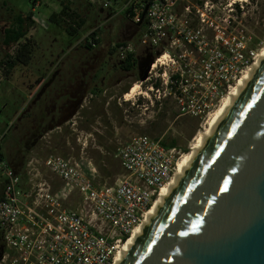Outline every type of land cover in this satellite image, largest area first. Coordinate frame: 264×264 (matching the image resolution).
I'll use <instances>...</instances> for the list:
<instances>
[{"label":"built area","instance_id":"built-area-1","mask_svg":"<svg viewBox=\"0 0 264 264\" xmlns=\"http://www.w3.org/2000/svg\"><path fill=\"white\" fill-rule=\"evenodd\" d=\"M261 1L129 0L125 19L140 30V46L156 55L144 81L152 83L142 95L152 94L157 103L171 97L180 115H211L258 57L239 26L247 7ZM96 31L86 43L95 46ZM111 50L120 61L135 54L125 42ZM116 156L124 174L113 186L100 185L91 163L33 158L16 172L0 157V264H113L182 158L177 147L147 136L132 137ZM41 164L59 187L45 178ZM73 197L75 208L68 206Z\"/></svg>","mask_w":264,"mask_h":264},{"label":"rangeland","instance_id":"rangeland-1","mask_svg":"<svg viewBox=\"0 0 264 264\" xmlns=\"http://www.w3.org/2000/svg\"><path fill=\"white\" fill-rule=\"evenodd\" d=\"M35 1L36 4L33 0H0V139L8 134L0 143L5 157L19 152L24 146L20 140L27 141L33 127L50 111L56 119L61 118L60 127L44 134L27 153L28 160L42 162L50 156H60L83 167L91 163L98 172L100 185L113 186L124 174L116 156L118 148L132 137L147 136L167 144L175 142L182 162L229 94L211 110V115L203 118L180 115L171 97L157 103L152 94L143 96L152 81H140L144 72L140 66L148 59L152 64L156 55L140 46V30L125 19L123 9L129 0ZM62 1L86 21L76 37L68 34L66 23L49 21L53 12L60 11ZM31 14L34 23L27 38L34 42L33 59L29 66L17 65L10 76H5L3 63L18 47L10 49L4 45L5 29L11 26L16 15ZM244 19L243 26L239 27L259 56L264 50V0L256 9L248 6ZM96 29L100 45L88 50L86 38ZM119 42L130 43L135 48L137 65L130 72L122 71L120 59L109 54ZM256 61L245 69L241 79ZM95 74L99 77L93 80ZM135 85H139L141 94L126 100ZM53 86L55 93L44 101ZM80 98L79 109L71 116L69 112L76 108ZM60 107L62 114H58ZM54 109L56 112H52ZM50 118H46V124ZM66 118L69 120L62 123ZM40 169L45 178L59 187L58 179L42 164ZM78 203V198L73 197L68 206L75 208Z\"/></svg>","mask_w":264,"mask_h":264},{"label":"water","instance_id":"water-1","mask_svg":"<svg viewBox=\"0 0 264 264\" xmlns=\"http://www.w3.org/2000/svg\"><path fill=\"white\" fill-rule=\"evenodd\" d=\"M120 264H264V63Z\"/></svg>","mask_w":264,"mask_h":264},{"label":"trees","instance_id":"trees-1","mask_svg":"<svg viewBox=\"0 0 264 264\" xmlns=\"http://www.w3.org/2000/svg\"><path fill=\"white\" fill-rule=\"evenodd\" d=\"M60 5H61L60 11L53 12L49 17V21L57 24L66 23L65 29L68 32V34L71 37H76L84 27L86 21L83 18H81L78 14L71 11L68 3L62 1L60 2ZM32 18H33L32 14L30 16L16 15L11 26L5 29V33H4L5 36L3 40L4 45L10 49L13 48L14 46H18L17 49L15 50L14 55L12 57L8 56L6 62L3 63L6 69L5 76H10L11 71L17 65L29 66L33 59L34 42L30 38H27V35L30 30V25L34 23L32 21ZM95 35L96 34L92 35L93 39ZM94 42H95V46H97L100 45L101 41L99 39L97 40L94 39ZM95 46L91 45L90 43H86V48L88 50H93ZM114 53L115 50L109 51V54L111 56L115 55ZM147 61L149 63L150 59H148ZM136 65H137V59L135 57V54L129 55L125 61H120V69L125 72L132 71L136 67ZM98 77L99 76L95 74L93 76V80L98 79ZM91 91L95 92L96 90L92 89ZM53 92L55 93L54 86L51 88L50 93L49 91H47L48 93L47 96L45 95L46 92L43 94V96L45 95L43 100L46 101L47 97H49V95H51V93ZM125 93H127V91ZM80 100L81 98L77 100V103L75 104L76 108H74V110L71 111V113L69 112V114H72L71 116H74L77 113L80 105ZM52 112H56L55 109ZM58 114H62L61 107L58 111ZM48 116L51 118L46 124V118ZM55 117L56 115L52 114L50 111L48 112L47 116L44 117L42 116L37 126H34L32 131L28 134L29 136L27 141L23 139L20 140V144H24V146L20 147L19 152L17 151L15 155L9 154V157L6 158L4 153L2 152V146L0 143V157L6 159L16 172H22L25 169V166L28 162L27 153H29V151L37 144V142L44 136L45 133H48L49 131L57 127H60L61 123L59 120L61 118L56 119ZM68 120L69 118H66L63 120L62 123L67 122ZM7 136L8 134H6L3 138H1L0 141L6 139ZM163 144L166 147L176 146L175 142H172L171 144H167V143H163ZM0 191L2 195L3 185L1 183H0ZM2 249H3V240H2V235H0V255L2 253Z\"/></svg>","mask_w":264,"mask_h":264},{"label":"bare ground","instance_id":"bare-ground-1","mask_svg":"<svg viewBox=\"0 0 264 264\" xmlns=\"http://www.w3.org/2000/svg\"><path fill=\"white\" fill-rule=\"evenodd\" d=\"M264 63V50L259 54L258 59L256 63L254 64L253 68L250 69L247 74L238 82L237 86L230 91L229 95L225 98L222 104V107L218 111L217 114H215L208 124V127L206 128L205 132L202 133L196 140V144L193 146V151L189 153L186 158L181 162L178 163L176 172L170 182L166 184L158 197V199L153 204L151 210L148 212L146 219L144 222L137 227V229L133 232V234L129 237L127 243L124 245L120 253L117 255L116 259L114 260L113 264H120L121 261L124 259L126 254L129 252V250L132 248L134 243L137 241V239L140 237V235L143 233L145 228L148 226V224L151 222V220L154 218V216L157 214L159 209L162 207V205L165 203V201L168 199L170 194L173 192L181 178L184 176L186 171L190 168L192 165L194 159L197 157L198 153L201 151V149L204 147V145L208 142V140L211 138L212 134L215 132V130L219 127V125L222 123V121L225 119L229 111L232 109L242 92L245 90V88L248 86V84L251 82L254 75L257 73V71L261 68V66ZM139 91V85H135L133 89H131L130 94H127L126 100H129L130 97L136 94H141Z\"/></svg>","mask_w":264,"mask_h":264}]
</instances>
